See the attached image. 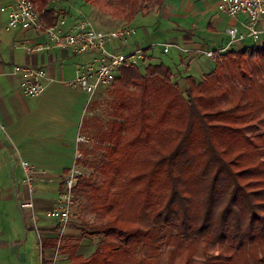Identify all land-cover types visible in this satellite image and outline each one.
Returning a JSON list of instances; mask_svg holds the SVG:
<instances>
[{
    "label": "trees",
    "instance_id": "obj_1",
    "mask_svg": "<svg viewBox=\"0 0 264 264\" xmlns=\"http://www.w3.org/2000/svg\"><path fill=\"white\" fill-rule=\"evenodd\" d=\"M153 1L83 0L126 21ZM143 66L118 68L122 119L73 189L95 215L77 229L96 246L84 255L80 239H61L59 250L76 264H264V43L227 50L184 91L163 62Z\"/></svg>",
    "mask_w": 264,
    "mask_h": 264
},
{
    "label": "crops",
    "instance_id": "obj_2",
    "mask_svg": "<svg viewBox=\"0 0 264 264\" xmlns=\"http://www.w3.org/2000/svg\"><path fill=\"white\" fill-rule=\"evenodd\" d=\"M218 2L163 0L160 7L155 3L147 13L141 11L125 24L115 19L116 25L120 27L132 26L136 29L125 46H115V49L128 52L139 47L155 59L157 56L151 49L154 41L148 42L151 37L148 26L162 27L174 34L171 41L163 43L169 44L166 52L162 44V52L169 53L172 47L175 48L181 65L186 71H191V74L177 75V82L185 86L186 76L199 81L214 69L216 63L205 52L221 47L227 41L226 28L236 26L241 30L247 17L241 13L234 18L221 12L233 19L231 25H223ZM77 3L79 1L61 0L57 5L48 6V9L53 11L56 19L66 15L67 25H70L81 15L87 16L83 10L82 14H79L80 10L78 13L75 11ZM12 4L13 0H0V8L4 6L9 9ZM39 16L46 24L42 12H39ZM7 20V12L0 10V264H40V258L43 264H52L54 258V264H76L68 253L59 249L56 251L55 248L60 236L63 242L79 240L80 236H75L77 230H62L59 221L46 217L45 211L56 205L61 174L72 165L73 152L66 140L72 144L70 140L75 134V112L87 100L83 91L69 87L66 81L73 79L78 68L88 63L93 54H76L60 46L28 52L26 45L45 42L43 32L34 28H9ZM259 26L263 30V37L264 15ZM13 64L43 67L47 74L43 93L36 98L24 95L19 86L20 75L11 70ZM45 123L48 124L50 138L55 134L65 138L68 149L64 151L68 152L61 163L48 164L36 158H26L27 154L35 152V139L39 138V132H44ZM20 160H27L33 167H39V172L42 171L37 175L40 182L34 187L32 209L20 207V203L28 198ZM78 253L81 252L78 250Z\"/></svg>",
    "mask_w": 264,
    "mask_h": 264
},
{
    "label": "built area",
    "instance_id": "obj_3",
    "mask_svg": "<svg viewBox=\"0 0 264 264\" xmlns=\"http://www.w3.org/2000/svg\"><path fill=\"white\" fill-rule=\"evenodd\" d=\"M61 0H47L49 7L57 5ZM218 9L230 17L246 14V20L242 23V29L236 26L226 28L227 41L219 48L208 50L205 54L214 60H220L221 55L229 49H239L241 43L250 38L257 41L263 30L259 23L264 15V0H219ZM8 15L7 26L9 28L38 29L43 32L45 42L26 45L28 52L48 50L53 46L69 49L76 54L92 53L91 60L82 64L76 76L66 81L69 87L83 91L90 99L97 89L111 82L114 71L122 66H130L146 59L145 49L135 48L128 52H121L115 46H125L129 39L136 33L132 26H122L112 30H104L95 27L86 17L74 20L67 25L66 15L57 18L55 24L46 26L41 20L37 4L34 0H13V4L7 9L1 7ZM169 49V44H163V51ZM12 72L20 75L19 86L24 95L36 98L45 89L46 70L41 66L13 64ZM85 140L84 137L78 138ZM24 172L23 182L26 186L28 198L20 203L21 208H33L32 195L34 193V167L27 160H20ZM80 172L75 166H71L65 177L63 190L57 197L56 205L45 211L48 218L57 219L63 230L70 218L73 201V189L77 184ZM61 236L58 239L55 250L59 249ZM41 251V239L39 237ZM55 263V258L52 264ZM40 264L42 260L40 258Z\"/></svg>",
    "mask_w": 264,
    "mask_h": 264
},
{
    "label": "rangeland",
    "instance_id": "obj_4",
    "mask_svg": "<svg viewBox=\"0 0 264 264\" xmlns=\"http://www.w3.org/2000/svg\"><path fill=\"white\" fill-rule=\"evenodd\" d=\"M74 1L75 2L79 1V3H77L75 11L78 13V10H80L79 14H82V10H83V12H85L87 15L86 18L89 21H91V23L95 27H100L102 29L104 28V30L109 31V29L112 30L111 28L116 29L120 27V25H116L115 19H118L117 20L119 21L118 23H122V24L130 22L123 20L122 18L113 17L108 13H104L100 11L97 7L91 4L84 3L83 0H74ZM155 3L156 1L149 2L147 8L140 10L139 12L143 11L142 13H147L148 9L154 6ZM218 12L221 14L223 25H228V24L231 25L233 19L225 16L223 13H221L219 9ZM81 17H83V15H81L79 18ZM148 29L151 32V37L149 38L148 42L151 43L152 41H154L153 42L154 45L152 46L151 49L155 51L157 58L155 59L151 58L152 60L151 59L148 60L145 59L144 61L141 60L139 62H136V65H138L140 69L143 70L144 68L143 65L145 63H149L153 61L157 63L163 62L165 65L171 67L173 71L178 72L177 74L174 75V79H173L174 81L179 80L177 75L191 74V71H186L183 65H181L178 52L175 48L172 47L169 53L162 52V44L166 41L169 40L171 41V38L174 36L173 32L166 31L165 29L159 26L156 27L148 26ZM263 43H264V36L263 37L260 36V38L257 41H253L250 38H247L242 42L243 45L263 44ZM140 62H143L142 63L143 65ZM117 75H118V70L114 71L111 82L100 86L90 99L87 98V100H85V102L82 103L79 108H77L75 112L76 114L74 113L75 117L73 118V120L75 123L73 124V127L75 128L74 129L75 134L70 140L72 144L68 143L69 142L68 140H66V143L71 147V150L73 152L71 155L73 160L71 166H75V168L78 169L80 172L78 179L80 178L81 175H89L93 173V168L88 166L87 163H89L92 158H98L100 156L99 154L103 152L104 147L107 145V143L104 142L103 140V136H104V132L108 131V129L110 128V124L113 121L122 119L121 112L116 108V104H115L116 101L113 98L109 88L114 77H116ZM177 83L180 85L179 82ZM184 88L185 86L181 84L180 89L184 91ZM47 127L48 124L45 123V128L43 130L44 132H39V138L35 139L36 143L33 145L36 146V148H34L35 152H33L32 154H27L26 158L27 159L36 158L43 162L45 161L48 164L61 163V161H64L65 159L64 157L65 154L68 152V151L67 152L64 151L68 149V146H66L65 144V138L55 136L56 134L53 135L52 138H50V136L48 135ZM80 137H84L85 140L83 141L79 140L78 138ZM66 158H68V156ZM70 168L71 167L68 168L67 172L61 174L59 180L60 185H58L57 187L58 190L60 189V191L63 190L64 180L65 177L68 175ZM39 170L41 169H39V167L34 165V176L36 175V178H34L33 181L34 187L35 185L37 186L36 184L37 182H40L39 179H37L39 178L37 175H40L39 173H42V171L39 172ZM83 202L84 199L73 197L70 218L66 228L77 230L75 233L77 235L75 236H80V231L79 229H77L80 221L88 222L95 220V215L89 213L85 209H81L82 208L81 205L83 204ZM85 234L86 235L80 236L82 240H80L81 244L79 247V251L82 252L84 255H87L94 250L98 240V236L90 235L88 233Z\"/></svg>",
    "mask_w": 264,
    "mask_h": 264
}]
</instances>
